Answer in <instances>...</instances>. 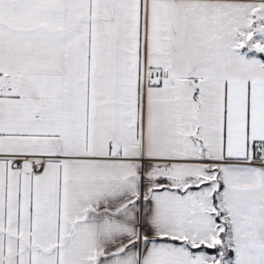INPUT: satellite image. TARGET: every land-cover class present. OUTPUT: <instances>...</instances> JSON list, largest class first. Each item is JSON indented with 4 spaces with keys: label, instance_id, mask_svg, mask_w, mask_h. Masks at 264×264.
<instances>
[{
    "label": "snow or ice",
    "instance_id": "6c2138e0",
    "mask_svg": "<svg viewBox=\"0 0 264 264\" xmlns=\"http://www.w3.org/2000/svg\"><path fill=\"white\" fill-rule=\"evenodd\" d=\"M0 264H264V0H0Z\"/></svg>",
    "mask_w": 264,
    "mask_h": 264
}]
</instances>
